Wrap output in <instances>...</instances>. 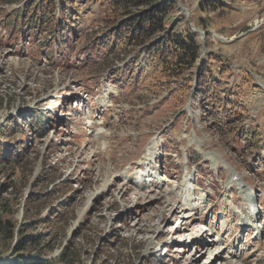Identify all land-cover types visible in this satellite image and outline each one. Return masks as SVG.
<instances>
[{"label": "rangeland", "instance_id": "1", "mask_svg": "<svg viewBox=\"0 0 264 264\" xmlns=\"http://www.w3.org/2000/svg\"><path fill=\"white\" fill-rule=\"evenodd\" d=\"M170 1L174 32L201 48L193 71L94 49L105 0L72 1L66 45L11 28L34 0H0V210L50 230L49 259L264 264V0Z\"/></svg>", "mask_w": 264, "mask_h": 264}, {"label": "trees", "instance_id": "2", "mask_svg": "<svg viewBox=\"0 0 264 264\" xmlns=\"http://www.w3.org/2000/svg\"><path fill=\"white\" fill-rule=\"evenodd\" d=\"M72 1L34 0L31 13L27 14L26 19L23 13L13 15L11 28H14V24L18 21V27H15L16 34L22 31L35 32L36 27L42 29L43 33L49 32L51 36L54 31L52 40L57 41L59 36L60 44L66 45L69 26L65 17ZM84 1L90 3L95 0ZM56 2L62 6L60 12L64 18L54 22L51 18L56 12ZM173 5L170 0H105L103 12L110 23L108 28L106 27L105 39L103 37L93 39L94 49L102 47L106 50V54L112 55L116 45H121L122 51L140 48L144 53L150 52L155 57L162 53L171 59L172 74L181 70L193 71L200 58L201 48L195 34L174 32L173 22L175 23L176 20L173 21ZM116 56L115 54L113 57ZM101 58V61H105V53H101ZM38 123L42 124L41 117L35 118L34 124ZM232 134L233 132H230V135ZM0 148H4L3 145H0ZM17 158L19 159L16 155L15 159ZM38 225L24 223L18 226L11 222L6 212L3 213V209L0 210V264H80L79 255L70 248L63 249L58 256L49 259L46 254L53 251L51 238L53 233L49 232L50 230L45 232L38 230L42 224Z\"/></svg>", "mask_w": 264, "mask_h": 264}, {"label": "bare ground", "instance_id": "3", "mask_svg": "<svg viewBox=\"0 0 264 264\" xmlns=\"http://www.w3.org/2000/svg\"><path fill=\"white\" fill-rule=\"evenodd\" d=\"M156 157V156H155ZM144 159L146 160V158L144 157ZM218 159H213V161L212 162H215L214 163V165L215 166H218V164H219V161H217ZM232 176L234 177V176H236V175H231V177L230 178H232ZM230 180V179H229ZM189 181V180H188ZM241 182V180L239 179V180H237V183L235 184V186H237V185H239V183ZM185 183H186V181H185ZM231 183H232V180L231 181H229L228 182V185H231ZM187 184V183H186ZM183 185H184V182H183ZM170 193H171V191H170ZM244 203H245V206H246V211H247V216L249 217V221H251V220H253L257 215H258V211H257V209L256 208H253L254 206H253V203H252V197L250 196V195H248V197H246L245 199H244ZM189 219H190V217H188ZM188 219V220H189ZM178 221H180V220H178ZM193 221V220H192ZM246 221H248V220H246L244 217L243 218H241L240 217V224H243V223H245ZM250 226V225H249ZM251 228L253 229V231H254V233H256V234H258L260 231L262 232L263 231V228L260 226V225H258V226H254V227H252L251 226ZM262 228V229H261Z\"/></svg>", "mask_w": 264, "mask_h": 264}]
</instances>
